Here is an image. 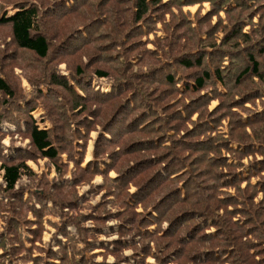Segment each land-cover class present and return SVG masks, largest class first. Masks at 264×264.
Here are the masks:
<instances>
[{
  "label": "trees",
  "instance_id": "16d2710c",
  "mask_svg": "<svg viewBox=\"0 0 264 264\" xmlns=\"http://www.w3.org/2000/svg\"><path fill=\"white\" fill-rule=\"evenodd\" d=\"M29 1L0 0V50L7 39L17 50L14 58L0 51V105L15 99L5 72L18 54L35 62L83 53L111 70L94 77L113 86L93 100L56 103L51 127L28 115L18 159L7 161L14 148L0 146L3 192L23 177L31 184L28 198L22 189L11 198L18 216L6 221L0 263L18 228V253L34 264H264V0ZM204 2V17L184 11ZM73 72L84 90L90 76ZM53 84L70 90L64 79ZM93 133V159L82 166ZM39 159L53 168L51 181L28 167ZM94 193L100 203L81 214ZM109 220L113 239L98 241ZM44 222L63 241L53 238L47 259L31 258L42 252Z\"/></svg>",
  "mask_w": 264,
  "mask_h": 264
},
{
  "label": "rangeland",
  "instance_id": "374dc122",
  "mask_svg": "<svg viewBox=\"0 0 264 264\" xmlns=\"http://www.w3.org/2000/svg\"><path fill=\"white\" fill-rule=\"evenodd\" d=\"M29 2L32 3V0H30ZM227 2L232 3L230 5L233 4L237 5L239 3V2H235L234 0H227ZM72 3L73 2L68 3L67 5H65V7L71 5ZM210 6H211L210 3L204 2L199 5L190 6L187 9L185 8L184 11L188 12L192 16L193 14H199V16L204 17L206 16L208 10L210 9ZM224 12L226 11L220 12L221 18L225 17ZM12 13L13 11L10 10L9 14ZM232 15H235V13ZM160 33L162 34L163 32ZM218 37L221 38V35L219 34ZM147 48L153 49L154 47L151 44ZM0 51L4 52V54L7 55L6 56L7 58L9 57V54H12L11 58H14L15 52L17 50H15L10 45L9 40L7 39V43L5 44L4 49H1ZM51 51H53V49H51ZM83 51L85 50L83 49ZM82 55L83 53L75 52L70 56L69 55L53 56L51 52L46 60L43 61L36 60L34 62L32 56L18 54V64H10L11 63L10 62L7 65V68L9 66L10 67L6 70L5 75L7 81L12 84L13 89L15 91V99L12 101L13 104L0 105V146L2 145L1 147L6 148V150L8 149V147L14 148V149H9L7 151V154L5 156L7 158L6 159L7 161L10 158L18 159V148L24 149L27 145L26 142L23 141L24 137L18 135V127H20L21 132H24V120L28 115L33 120H35V123L40 128L51 127V122L49 118H47V113L51 109H53L55 105H58L56 103L64 105L65 103H68L74 98H79V97H81L82 99L87 97V99L83 101H89L95 99L96 95H98L99 93H104V94L111 93L113 86L111 77H109L110 79H102V80L95 78L94 70L98 69L97 68L98 65L93 60L90 62L83 59L81 57ZM77 67H79L83 71V73H87V76H90L89 79L84 81L85 83L84 85L86 86L84 87V90L80 88L74 81L75 79L78 78L73 72V70ZM98 71H109L112 75V72L109 68L105 69L101 67L98 69ZM56 78L64 79L67 82V85L70 87V90H64L62 88L56 87L53 84V79ZM214 105L215 104H212L211 108ZM92 135L93 134H91V136ZM90 156L91 155L89 154L88 145H87L82 165H85L87 164V162L92 160ZM27 164L32 169V173L34 174L36 179H39L40 177L45 176L46 174H48L49 177H51V175L55 177V172L53 174L54 170L52 169L51 165L48 164L45 160L39 159L36 160V162H32V161L27 162ZM2 175H3V171L0 168V237L3 236L5 233L9 232V228H7L6 221L8 219L11 220L13 217L18 216V213L13 211L15 205L14 202H11V198H15L16 196H18L17 194L19 189H22L23 192L26 193V191L28 190V186L31 187V184H28L27 180L22 178L21 181L22 186L19 185L20 187H18L17 184L16 187L14 188L13 193L11 192L4 193ZM109 175L113 176V173L110 172ZM68 177L69 174L66 175L64 178L67 179ZM100 181L101 179H99V177L93 180L94 183H100ZM77 191L79 195L83 196L84 193L88 192L89 190L88 187L86 186V187H78ZM101 195L102 193L99 194L94 193L87 195L88 197L87 202L81 207L79 212L81 214H85L87 213L88 205L94 207L97 204H99L101 201ZM24 197L28 198L27 194H25ZM48 205L50 206V204ZM27 218L30 219L29 214ZM51 222L54 223L55 226H57L58 218L55 216V218H52ZM46 224L47 223L44 222V226H46ZM113 225H114V221L112 220L106 222L105 228H103L102 233L98 234V241H103V240L109 241L110 239H113L114 235L110 236L109 233L110 232L109 228L113 227ZM48 226L50 227L48 229L49 230L48 233H45L44 237L43 236L41 237V241L43 244L42 246L38 247V243L34 245L22 241L23 246L26 250H31L32 247H36V248L38 247V249L42 250V252H38L36 249L35 252L31 251V258L40 257L41 259H47L46 251H48L47 250L48 246L51 245L50 247H52L54 251L57 249V247L53 244V238L56 239L54 242L63 241L62 236L57 235V232L51 229L52 228L51 225L48 224ZM83 226L86 229L91 230L93 229L94 225L92 220H87L83 223ZM67 229L70 235L76 236V231L74 227L68 226ZM22 232L24 233L25 236V232L24 231ZM22 232L20 230L18 231L17 228L16 233L11 234L12 236H9L10 243L7 249L5 250L6 257H4L5 258L4 261H2L0 264H34L31 260H28L25 252L18 253L17 245L19 244L20 235L22 234ZM107 236L109 237L107 238ZM78 247H82V245L79 244ZM188 248H191V246L187 247L186 249ZM126 254L129 255L128 253ZM97 261H101V260L97 259ZM108 262H112V261L109 260ZM153 263L154 260L151 257H148L146 259V264H153ZM175 263L186 264L187 262L184 259L183 260L181 259L180 261ZM40 264H44V263L42 262ZM49 264H59V263L56 262Z\"/></svg>",
  "mask_w": 264,
  "mask_h": 264
},
{
  "label": "crops",
  "instance_id": "0c3cea01",
  "mask_svg": "<svg viewBox=\"0 0 264 264\" xmlns=\"http://www.w3.org/2000/svg\"><path fill=\"white\" fill-rule=\"evenodd\" d=\"M163 1H166V0H163ZM187 9V8H186ZM96 136H97V133H93V135L91 136V140L88 142L89 144H88V151H89V154L91 155L90 157H91V159H93V142H94V139L96 138ZM245 162V161H244ZM28 165V164H27ZM82 166H85V165H82ZM28 167H29V165H28ZM71 167V166H70ZM30 168V167H29ZM31 169V168H30ZM53 169V168H52ZM32 170V169H31ZM53 174H54V171H53ZM113 177V176H112ZM24 178V177H23ZM54 178V176L53 175H51V177H49L48 176V179L51 181L52 179ZM97 178V177H96ZM25 179V178H24ZM99 179H101V177H99ZM102 180V179H101ZM100 183H101V181H100ZM100 183H94L93 182V185H98V184H100ZM28 192L26 191V193L25 194H27ZM25 194H24V196H25ZM24 198H26V197H24ZM50 204V203H49ZM30 216V215H29ZM30 219H31V216H30ZM45 220H52V218H50L49 216H47V217H45ZM58 222H59V219H58ZM57 222V223H58ZM50 227L48 226V224H46V226H44V232L42 233V236L44 237V235H45V233H48V229H49ZM52 230H54L55 232H57L56 231V229H54V228H51Z\"/></svg>",
  "mask_w": 264,
  "mask_h": 264
}]
</instances>
